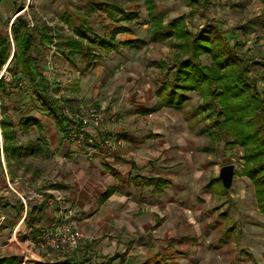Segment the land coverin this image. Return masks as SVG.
<instances>
[{"label":"rangeland","instance_id":"rangeland-1","mask_svg":"<svg viewBox=\"0 0 264 264\" xmlns=\"http://www.w3.org/2000/svg\"><path fill=\"white\" fill-rule=\"evenodd\" d=\"M152 1L154 13L164 24L183 16L193 32L213 23L226 30L229 38L238 37L244 44L243 50H247L250 60L255 62L250 71L261 86L260 79L264 77V0H208L205 8L198 5L196 10L187 0ZM102 3L119 4L126 12L136 10L138 17L131 22H114ZM61 14H68L70 22H64ZM18 17L29 24L32 35L30 54L43 76L46 93L57 101L58 106L76 109L98 105L103 108L105 104L104 112H112L113 120L127 123L113 105L118 98L134 97L139 105L146 108L158 102L152 113L138 118L136 128L142 139L149 134L151 162L172 172V184L166 186L162 193L142 189L140 202L144 205L140 208L143 209L135 210L132 217L126 216L125 222L133 227L132 235L127 238L137 239L139 262L156 253L179 264H264V217L258 210L254 187L242 173V147L228 143L232 138L228 135L223 137L208 118L202 117L198 109L201 103L198 92H177V96L183 98L177 106L159 100L155 95L166 79V70L160 71L159 61L165 60L170 64L177 49L173 37H154L148 32L144 0H0V34L9 41L8 58L0 68V76L7 83L3 106L14 122L17 141L23 148L29 143L43 148V153L25 150L7 163L2 157L0 129V193L7 191L22 202H29V207L33 201L29 193L38 191L37 181L43 183L42 187H48L57 166L65 162L61 159L66 148L62 146L67 142L65 130L57 125L49 105L31 92L28 81L19 72L11 75L6 69L15 47L11 25ZM84 21L91 29L87 32L90 37L94 34L107 36L112 27L124 25L128 31L116 34L118 40L141 39L143 43L140 46H119L109 53L91 44L92 57L74 53L68 58L60 50L66 47L64 42L68 37H77L73 27ZM42 26L48 27L47 33L53 36L48 44L39 39ZM201 61L207 64L210 58L203 55ZM170 74L169 81L173 82L174 71ZM20 118L38 119L42 131H38L34 124L23 127L19 123ZM209 132L214 137L210 138ZM225 164L234 165L231 187L226 192L210 191L207 183ZM7 176L10 180L6 179ZM102 176L100 174L98 178ZM55 199L60 203L62 196L56 194ZM3 202L2 208L10 204L8 200L6 204ZM19 211L16 215H20ZM156 215L158 224H155ZM29 216H25L27 225L31 222L32 216ZM33 216L35 218L34 213ZM17 223L14 228L0 226L7 228L9 236H12L8 241L9 236L6 235L7 242L19 248L17 263L23 256L29 260H32V255L35 259L64 257L50 247L38 248L34 244L36 237L28 238L26 242L25 237L38 235L34 230L36 225L29 232L21 230L18 236ZM79 230L85 238L69 256L76 259L80 253L82 258L79 260L89 258L87 263L93 264L94 256L88 251L87 244L103 234L105 229L88 227ZM126 230L123 226L118 232L127 233Z\"/></svg>","mask_w":264,"mask_h":264},{"label":"trees","instance_id":"trees-1","mask_svg":"<svg viewBox=\"0 0 264 264\" xmlns=\"http://www.w3.org/2000/svg\"><path fill=\"white\" fill-rule=\"evenodd\" d=\"M144 2L149 20L148 32L154 37H173L174 47L177 49L170 64H167L165 60L159 61L160 71L166 70L164 73L166 79L162 82V88L155 91V95L159 100L163 99L166 103L177 106L183 101L181 96H177V92H198L201 97L198 109L202 112V117L208 118L212 125L222 132L223 137L228 135L232 138L228 143L238 144L242 147L244 152L242 173L250 179L254 187L258 210L264 217V77H261V86H259L258 78L253 76L250 71V67L255 62L250 60L248 51L243 50L244 44L238 37L233 39L230 36L229 38L226 30L218 24H205L195 32L189 29L183 16L173 18L164 24L163 20L154 13L153 1L144 0ZM187 3L196 10L198 5L205 8L209 1L187 0ZM102 4L106 5L103 7L107 8L108 14L114 22H131L138 17L136 10L126 12L119 4ZM60 17L64 22H70L68 14H61ZM242 27L240 26V28ZM47 30L48 27L42 26L39 34V39L45 44L50 43L53 39ZM73 31L77 37H68L64 42L66 47L60 50L68 58H71L74 53H83L86 57H92L94 54L91 44H96L105 53H109L118 49L119 46L132 47L140 46L143 43L141 39L118 40L115 37L116 34L128 31L124 25L112 27L107 36L98 34H94L92 37L88 36L87 32H90L91 29L85 21L75 25ZM11 33L15 47L12 59L6 68L7 71L11 75L19 72L20 76L28 81L31 92L43 103L45 101L49 105V111L57 125L61 126L64 121L65 126L66 117L60 112L61 106L60 104L58 106L57 101L46 93L43 76L38 71L34 58L30 54L32 35L27 22L20 17L15 18L11 25ZM8 48V39L0 34V68L7 61ZM203 55L210 58L209 63L201 61ZM171 71H174L173 82L168 78ZM6 85L4 77L0 76L2 149L3 156L9 163L13 158H18L25 150L28 153H43V148L38 144L34 146L30 143L23 148V145L17 141L14 122L3 106ZM157 104L158 102L154 107L146 109V112L156 109ZM19 123L25 128L34 124L38 131H42V126L36 118H20ZM209 133L211 134L210 138L214 137L211 132ZM157 183L160 190L167 181L159 179ZM207 185L210 191L226 192L217 176L211 177ZM69 255L71 254H68V257L65 255L62 260L44 264H87L86 261L89 259L78 262ZM107 261L95 264H107ZM17 262L14 256L0 257V264H18ZM142 264L179 263L168 261L166 256L157 254Z\"/></svg>","mask_w":264,"mask_h":264},{"label":"crops","instance_id":"crops-1","mask_svg":"<svg viewBox=\"0 0 264 264\" xmlns=\"http://www.w3.org/2000/svg\"><path fill=\"white\" fill-rule=\"evenodd\" d=\"M113 105L127 123L113 120L115 116L110 111L106 110L105 115L114 137L119 139L122 145L117 150L104 148L89 155L80 144L64 143L62 147L66 148L62 152L61 159L65 162L57 166V171L48 182V187H42L43 183L37 181L38 191L29 193L30 197H33L29 207V202L24 203L7 191L0 193V205H4L3 201L5 204L7 200L10 202L6 208H2V205L0 207V226L14 228L18 222L16 229L20 236L21 230L29 232L34 229L32 226L36 225L34 230L38 235L25 237L26 242L28 238L39 236L40 232L57 222L72 223L78 229H88V227L105 229L103 234L87 244L88 251L94 256L93 264L107 260V264H142L156 255L155 253L147 260L139 262L141 257L137 255V239L127 238L132 235L133 227L125 222L126 216L132 217L135 210L143 209L140 208L144 205L140 202L142 189L146 188L152 193H162L166 186L172 184V172H169V169L159 168V165L151 162L149 134L144 135L142 139L136 128L138 118L148 116L155 109L146 112V109L150 108L139 105L134 97L126 99L120 97ZM102 106L105 110V104ZM61 126L64 129V121ZM1 152L3 155L2 144ZM100 174L103 176L98 178ZM8 176L6 179L10 180ZM159 179L167 181L160 190L157 183ZM56 194L62 196L60 203L55 199ZM18 209L20 215H23L24 211L23 217L16 215ZM27 214L30 215L29 217L32 216L28 225L24 223ZM158 222L159 217L156 215L155 224ZM123 226L128 231L119 234L118 230ZM7 230L0 228V251L3 252L0 257L14 256L18 259L19 248L7 242ZM115 230L117 233H112ZM81 255L79 253L76 259L72 255L71 258L81 262L83 261L79 260ZM62 259L64 257L57 256L52 259L40 257L38 263L44 264Z\"/></svg>","mask_w":264,"mask_h":264},{"label":"built area","instance_id":"built-area-1","mask_svg":"<svg viewBox=\"0 0 264 264\" xmlns=\"http://www.w3.org/2000/svg\"><path fill=\"white\" fill-rule=\"evenodd\" d=\"M60 106L61 114L66 117L64 130L68 143L82 145L89 155H93L104 148L117 150L121 145V141L114 137L101 106L87 105L79 106L76 109H71L65 105ZM89 130L91 131L89 132ZM83 238H85L84 234L71 223H59L57 226L43 230L36 237L34 244L38 248L50 247L65 256L72 253ZM11 240L12 236L10 235L8 241ZM15 242L17 241L15 240ZM31 258L32 260H29L23 256L18 264L40 262V259H35L33 255Z\"/></svg>","mask_w":264,"mask_h":264},{"label":"water","instance_id":"water-1","mask_svg":"<svg viewBox=\"0 0 264 264\" xmlns=\"http://www.w3.org/2000/svg\"><path fill=\"white\" fill-rule=\"evenodd\" d=\"M20 9L19 11H21ZM20 13V12H19ZM234 174V165L225 164L220 166L217 177L220 179L221 184L225 190L231 187Z\"/></svg>","mask_w":264,"mask_h":264}]
</instances>
